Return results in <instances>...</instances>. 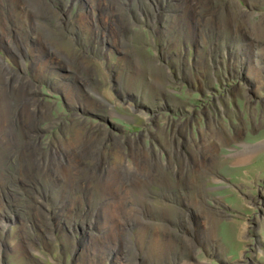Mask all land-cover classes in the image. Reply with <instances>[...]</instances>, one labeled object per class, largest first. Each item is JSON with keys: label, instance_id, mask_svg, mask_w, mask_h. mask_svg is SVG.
<instances>
[{"label": "rangeland", "instance_id": "374dc122", "mask_svg": "<svg viewBox=\"0 0 264 264\" xmlns=\"http://www.w3.org/2000/svg\"><path fill=\"white\" fill-rule=\"evenodd\" d=\"M21 1L0 264H264V0Z\"/></svg>", "mask_w": 264, "mask_h": 264}, {"label": "bare ground", "instance_id": "6f19581e", "mask_svg": "<svg viewBox=\"0 0 264 264\" xmlns=\"http://www.w3.org/2000/svg\"><path fill=\"white\" fill-rule=\"evenodd\" d=\"M15 3H17L19 0H13ZM21 3H23L22 1H21ZM24 3H25V5L26 6H29V8H31V10H33V11H35L36 13H38L39 15H41V16H44V15H46V14H48L49 13V8H48V5H47V2L45 1V0H24ZM23 3V4H24ZM47 5V6H45V4ZM24 6V5H23ZM25 6V7H26ZM51 10V9H50ZM36 15V14H35ZM18 109L19 108H0V112H1V114H0V132L1 133H3V135H4V133H6L5 135V137L6 138H10V131H12V128L13 127H11V125H12V122H14V123H16L17 122V119L19 118L18 117ZM9 121H11L10 123L11 124H8L7 122H9ZM16 121V122H15ZM4 123V124H3ZM6 125H9V126H6ZM13 126H14V124H13ZM4 139V138H3ZM5 142H6V140H5ZM17 142V141H16ZM82 144H84L83 142H82ZM12 145V143L11 142H9L8 143V146H9V148H10V146ZM13 146V145H12ZM16 146V145H15ZM2 147V146H1ZM20 147V146H19ZM264 147V142L263 143H261V144H259V145H257V146H254L249 152H247L245 155H243V156H239L240 158H238L237 160H236V163H245V162H247L248 160H250L251 158H252V154H254L257 150H259V149H261V148H263ZM13 148V147H12ZM251 148V147H250ZM6 150V149H5ZM14 151V150H13ZM92 151V150H91ZM3 152V151H2ZM12 152V151H11ZM13 154V153H12ZM8 155V154H7ZM19 155V154H18ZM14 156V155H13ZM16 156V155H15ZM5 157V156H4ZM8 157H9V155H8ZM94 158H96V157H94ZM7 159V158H6ZM3 160V159H2ZM1 160V161H2ZM31 160V159H30ZM30 160H26V162L28 161V163H29V161ZM4 161V160H3ZM24 161V160H23ZM38 161V160H37ZM26 162H25V164H26ZM40 162H41V159H40ZM3 163V162H2ZM11 163V162H10ZM27 163V165H29ZM39 163V162H38ZM44 163V164H43ZM1 164V163H0ZM5 164V163H4ZM20 164V163H19ZM23 165V164H22ZM33 165V164H32ZM31 165V166H32ZM49 165H50V161L48 162V161H46V162H41V164L40 165H38V167H36V166H34V169H36V170H39L40 171V169H39V167H41V168H43V166H45V167H49ZM1 167V166H0ZM4 167V166H3ZM7 167V166H6ZM23 167V166H22ZM26 167V166H25ZM29 167V166H28ZM130 169V168H129ZM141 169V168H140ZM118 170V169H117ZM143 170V169H142ZM147 171H148V169H146ZM135 171V170H134ZM166 171V170H165ZM119 172V171H118ZM146 173V172H145ZM161 174V173H160ZM38 175V174H37ZM98 175V174H97ZM89 176V175H88ZM90 177V176H89ZM102 177V176H101ZM126 177V176H125ZM204 177V176H203ZM95 179V178H94ZM120 180H121V177L119 178ZM155 180V179H154ZM155 182V181H154ZM98 186V185H97Z\"/></svg>", "mask_w": 264, "mask_h": 264}]
</instances>
